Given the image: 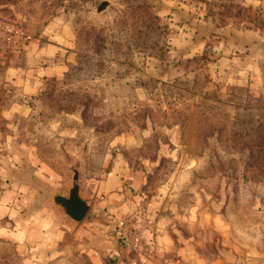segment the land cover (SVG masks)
I'll list each match as a JSON object with an SVG mask.
<instances>
[{
    "label": "rangeland",
    "instance_id": "1",
    "mask_svg": "<svg viewBox=\"0 0 264 264\" xmlns=\"http://www.w3.org/2000/svg\"><path fill=\"white\" fill-rule=\"evenodd\" d=\"M72 168L138 174L178 238L264 264V0H0V177L42 200Z\"/></svg>",
    "mask_w": 264,
    "mask_h": 264
},
{
    "label": "crops",
    "instance_id": "2",
    "mask_svg": "<svg viewBox=\"0 0 264 264\" xmlns=\"http://www.w3.org/2000/svg\"><path fill=\"white\" fill-rule=\"evenodd\" d=\"M236 36L242 40V47H238L244 50V32ZM42 70L61 69L54 63ZM125 175L108 172L94 188H80L83 195L93 199L86 216L77 224L63 217L49 200L34 199L29 186L19 187L21 174L9 181L1 176L0 236L15 244L24 264H46L61 255L69 259L80 256L86 264L233 263L231 259L205 256L178 238L162 207L161 193L149 196L136 191L142 185L141 177L135 173Z\"/></svg>",
    "mask_w": 264,
    "mask_h": 264
},
{
    "label": "water",
    "instance_id": "3",
    "mask_svg": "<svg viewBox=\"0 0 264 264\" xmlns=\"http://www.w3.org/2000/svg\"><path fill=\"white\" fill-rule=\"evenodd\" d=\"M107 4V1H101L96 6V11L99 12L104 9ZM72 170V182L67 187V191H52L45 199L49 200L55 207H57L61 211L63 217L73 224H77L86 216L91 205V199L82 194L78 171L74 168H72Z\"/></svg>",
    "mask_w": 264,
    "mask_h": 264
}]
</instances>
